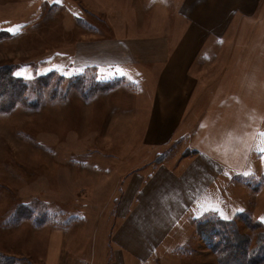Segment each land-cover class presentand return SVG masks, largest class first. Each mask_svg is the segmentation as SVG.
Instances as JSON below:
<instances>
[{
  "label": "crops",
  "instance_id": "obj_1",
  "mask_svg": "<svg viewBox=\"0 0 264 264\" xmlns=\"http://www.w3.org/2000/svg\"><path fill=\"white\" fill-rule=\"evenodd\" d=\"M87 1L88 7L68 12L86 28L75 41L72 65L119 84L84 100L102 102V114L118 131L133 123L134 142L159 149L188 137L191 153L150 173L145 165L127 173L121 197L112 195L107 206L115 202L118 217L109 244L103 242L108 230L88 219L84 229L81 222L47 225L56 231L46 239L41 264L226 262L222 249L234 252L231 242L221 241L227 210L246 208L238 197L253 195L239 176L264 165V0ZM94 168L86 163L82 182L74 164L68 172L74 192L91 183ZM103 178V186L112 185Z\"/></svg>",
  "mask_w": 264,
  "mask_h": 264
},
{
  "label": "rangeland",
  "instance_id": "obj_2",
  "mask_svg": "<svg viewBox=\"0 0 264 264\" xmlns=\"http://www.w3.org/2000/svg\"><path fill=\"white\" fill-rule=\"evenodd\" d=\"M119 2L128 5L127 0L126 3ZM130 2L133 4L135 0ZM57 3L60 6L54 5ZM73 3L78 6H73ZM109 3L115 5L113 0ZM89 4L87 0H0V68L7 65L10 74L23 78L29 84V101L25 105H18L10 111L0 109V252L8 258L1 260L4 264H41L46 239L56 231L52 229L49 232L47 227L50 226L47 225L37 228L31 221L16 225L11 222L5 226L3 222L11 216L10 222L17 210L28 207L38 216L61 212L65 218L69 215L83 216L76 224L81 222L79 226L84 229V222L89 220L95 226L104 227L108 235L104 234L103 242L109 244V232L117 224L118 217L114 213L115 202L113 209L107 206L114 195L118 196L114 200L121 197L125 187L123 178L127 173L142 165L150 173L163 162L175 165L176 159L191 153L190 149L186 150L188 137L176 138L159 149L134 142L136 138L131 136L133 123L118 131L114 127L118 123L111 124L106 114H102V102H93L91 106L75 90L66 101L46 95L39 99L43 100L38 107L32 105L38 96L36 82L40 75L55 71L68 83L71 77L82 72L74 70L72 55L75 41L86 28L81 25L79 29L75 18L68 12L84 9ZM128 69L115 71V78ZM105 76L106 79L113 78L111 74ZM108 125H111L109 131ZM136 129L139 130L140 126ZM167 150V156L160 159L158 156ZM87 162L97 167L90 173L91 183L88 186L79 184L74 192L68 172H73L75 164L76 176L83 182L87 179ZM255 162L253 157L251 164ZM247 172L248 175L239 176L238 181L260 188L255 190L248 185L252 190L247 187L246 192L252 191L253 195L238 197L240 202L247 201V207L228 209L224 218L225 232L221 230L222 244L231 242L235 247L233 251L237 253L226 261L232 264H245L243 254H249L248 261L252 253L264 252V214L260 215L264 212V184L260 185L264 182V165L261 168L255 165ZM105 175H108V183L112 184L109 187L102 185L106 182ZM43 179L44 185L38 184ZM54 189L58 195L53 194ZM76 224L74 222L70 227ZM74 230L72 233H77ZM99 252L102 255L104 249ZM224 254L229 255L227 252ZM207 264L215 263L212 260Z\"/></svg>",
  "mask_w": 264,
  "mask_h": 264
},
{
  "label": "trees",
  "instance_id": "obj_3",
  "mask_svg": "<svg viewBox=\"0 0 264 264\" xmlns=\"http://www.w3.org/2000/svg\"><path fill=\"white\" fill-rule=\"evenodd\" d=\"M9 69L10 67L7 65L5 68H0V109L2 111H10L18 105H25L26 102L29 101V84L23 78L10 74ZM93 71H95V69H84L79 74L71 77L68 83L67 80H63L55 71H50L46 74L40 75L36 82V91L38 96L32 105L38 107L40 104L39 102H41L44 99L43 97L46 95H48V97L51 99L66 101L67 98H69L70 93L74 90L77 91L83 99L88 100L94 97L96 94L108 91L119 84L116 81H102L97 78L96 73ZM5 77L7 80H9V83L6 82ZM41 97L43 99L39 101ZM167 152L168 150L163 152V154L159 155L158 157H160V159L162 157H166ZM63 216V213H43V215L38 216L28 207H23L17 210L11 221L7 222L6 224H11L12 222V225H16L25 219H29L38 228L46 225L67 228L74 224V222L76 224L79 221L78 219L81 218L74 215L66 216V218ZM211 235L214 234L211 233ZM226 252L229 254L227 256L231 258L237 254L236 252H232L231 246H227L222 249V253ZM247 255L249 254L247 253ZM247 255H241L242 257L246 258L245 264H264V252L260 251L259 254L258 252L252 253L249 256L248 261ZM5 259L8 258L4 257V255L0 252V264H4L1 262V260L5 261ZM222 264L232 263H227L224 260Z\"/></svg>",
  "mask_w": 264,
  "mask_h": 264
},
{
  "label": "snow or ice",
  "instance_id": "obj_4",
  "mask_svg": "<svg viewBox=\"0 0 264 264\" xmlns=\"http://www.w3.org/2000/svg\"><path fill=\"white\" fill-rule=\"evenodd\" d=\"M261 135L264 136V133H262Z\"/></svg>",
  "mask_w": 264,
  "mask_h": 264
}]
</instances>
